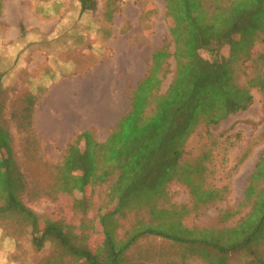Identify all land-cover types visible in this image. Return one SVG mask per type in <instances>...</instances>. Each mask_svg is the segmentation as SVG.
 <instances>
[{"label":"trees","instance_id":"1","mask_svg":"<svg viewBox=\"0 0 264 264\" xmlns=\"http://www.w3.org/2000/svg\"><path fill=\"white\" fill-rule=\"evenodd\" d=\"M77 1L81 14L96 9L94 0ZM182 7L184 20L169 27L174 69L165 91L161 92L162 82L155 75L163 53H156L149 74L129 89V109L107 140L97 145L98 150L89 146L83 151L70 147L63 166L67 171L85 166V175L80 179L69 180L62 172L64 188L72 183V191L85 192L92 187V179L97 178L89 170L93 164L74 161L78 153L85 158L98 155V164L110 180L111 206L99 221L108 260L77 248L54 224L38 228L35 214L22 200L27 193L25 182L9 175L10 168L6 170L9 161L0 154V217L23 221L35 250L40 251L47 242H52L81 264H121L125 252L139 239L154 236L177 244L206 245L216 254L212 264H226V256L240 250L253 256L249 264H264V258L257 257L253 250L260 243L256 241L264 225V205L260 207L264 203V173L257 174L259 164L264 161V151L247 179L243 202L234 212L221 215L227 220L237 215L240 207L249 205V212L235 225L188 229L180 220L187 213L185 207L159 206V201L167 198L166 188L172 182L186 187L198 208L224 199L226 186L207 185L215 174L208 152L183 160L185 144L198 128L203 127L209 134L210 126L248 110L253 102L252 88L264 94V73L249 77L245 84L238 81V71L244 63L264 65V49L252 58L253 48L264 46V0H189ZM225 46L229 48L228 57L219 53ZM203 52L211 55V61L202 57ZM4 140L0 133V148ZM246 156L247 153L240 161ZM143 208L149 215L148 221L136 220L119 238L118 218Z\"/></svg>","mask_w":264,"mask_h":264},{"label":"rangeland","instance_id":"2","mask_svg":"<svg viewBox=\"0 0 264 264\" xmlns=\"http://www.w3.org/2000/svg\"><path fill=\"white\" fill-rule=\"evenodd\" d=\"M2 1L5 0H0V9ZM29 1L31 7L27 3ZM94 1L95 11L85 12L75 20V0H65L66 5L62 11L67 10L71 16L68 25L72 27L71 58L84 62L86 67L93 60H97L98 55L111 56L116 50L145 51V54L153 53V56L163 53L160 69L155 75L161 80V92H164L174 69L169 27L176 21L184 20L185 8L182 6L189 0ZM51 2L52 0H23L22 6L23 10H28L29 6L34 11ZM59 7L57 2L54 5L56 13L61 11ZM9 37L12 40L15 38L13 35ZM0 48V133L5 136L0 154L9 161L6 170L10 168L11 177L25 182L27 193L22 200L35 214L38 228H43L48 223L62 230L67 226L72 233L74 230L77 232L78 239L73 243L74 246L97 247L102 240L99 223L101 215L111 206H105L104 203L107 187H91L83 193L64 188L66 185L61 180L64 161L69 148L77 149L76 145L74 142L66 148L41 145L34 137L31 127L30 112L35 103L32 96L35 84L33 77H38V66H42V62L36 55L27 57L26 62L18 57L15 60L16 51L8 52L2 49L5 47ZM263 49L264 46L256 45L252 50V58L255 59ZM219 53L228 57V46L221 48ZM202 57L210 61L212 59L208 52H203ZM16 61L17 66L23 67H16ZM79 68L84 69V65ZM256 73H264V65L257 66L254 62H246L238 71V81L245 84ZM250 94L253 102L248 110L231 115L217 126H210L209 134L205 133L203 127L198 128L185 144L186 155L183 160H192L203 152H208L215 174L210 176L207 185L217 188L226 186L228 190L222 201L198 208L193 205L186 187L180 183H170L166 188L167 198L160 200L159 206L178 209L185 207L187 213L180 220L188 229L232 226L250 210L249 205H244L239 208L237 215L227 220L221 218L224 212H234L243 202L247 179L264 151V94L258 88H252ZM79 149L83 151V148ZM246 153V159L241 162L240 159ZM263 173L264 161L257 169V174ZM263 205V202L260 203V207ZM148 218L144 208L127 212L124 217L118 218V237L122 238L136 220L148 221ZM89 235L91 239L88 240ZM256 242L260 243L253 250L257 257L264 258V225ZM215 255L206 245L177 244L164 238L146 236L125 252L121 264H212ZM252 260L253 256L245 250L226 256V264H249ZM0 264L81 262L52 242H47L40 251L35 250L31 244L29 229L23 221L14 217H0Z\"/></svg>","mask_w":264,"mask_h":264},{"label":"crops","instance_id":"3","mask_svg":"<svg viewBox=\"0 0 264 264\" xmlns=\"http://www.w3.org/2000/svg\"><path fill=\"white\" fill-rule=\"evenodd\" d=\"M57 2L61 10L58 13L54 11ZM75 3L77 20L82 14L79 2L75 0ZM22 5L23 0L2 1L0 46L8 52L16 51L15 60L18 57L26 62L27 57L36 55L42 62V66H38V77H33L35 84L32 96L35 103L30 119L34 137L41 145L66 148L74 142L77 148L86 149L89 146L98 150L97 145L107 140L110 131L128 111L129 89L135 88L149 74L153 53L116 50L111 56L98 55L97 60L85 67L84 62L71 58L72 27L68 26L71 16L67 10L62 11L65 0H52L34 11L30 8L31 3L28 10H23ZM11 35L15 37L13 40L9 37ZM16 64L17 61L15 66L23 67ZM83 65L84 69H80ZM73 159L76 163L93 164L89 170L97 178L92 179V187H107L104 202L107 206L111 183L98 164V155L85 158L78 153ZM84 167L68 171L63 167L62 172L69 180L80 179L85 175ZM70 187L68 184L67 189L71 191ZM74 191L79 193L76 189ZM63 230L71 244L76 242L78 238L75 230L72 233L67 226ZM100 237L102 240L97 247L82 248L108 260L109 254L102 234Z\"/></svg>","mask_w":264,"mask_h":264}]
</instances>
